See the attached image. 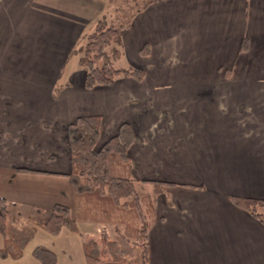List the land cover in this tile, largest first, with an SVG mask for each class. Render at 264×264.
<instances>
[{"label": "crops", "instance_id": "obj_1", "mask_svg": "<svg viewBox=\"0 0 264 264\" xmlns=\"http://www.w3.org/2000/svg\"><path fill=\"white\" fill-rule=\"evenodd\" d=\"M104 7L103 0H0V163L49 184L31 200L10 199L46 209L67 204L66 188L75 216L68 124L99 116L100 146L126 122L131 177L167 182L154 197L148 263L264 264V223L230 199H264V0L153 2L120 36L117 59L143 69L142 80L120 75L86 89L76 56L81 69L67 70L57 91ZM190 87L215 92L216 104L165 95ZM82 255L54 264H86L83 248ZM23 256L6 264H41Z\"/></svg>", "mask_w": 264, "mask_h": 264}, {"label": "trees", "instance_id": "obj_2", "mask_svg": "<svg viewBox=\"0 0 264 264\" xmlns=\"http://www.w3.org/2000/svg\"><path fill=\"white\" fill-rule=\"evenodd\" d=\"M160 0H141L137 11ZM129 23H106L104 18L98 19L91 31L86 33V44L80 54L79 64L85 69L84 87L91 89L97 86L112 84L120 76H129L137 81L144 77V70L128 67L117 68L108 59L97 66L101 57L111 56L117 59L118 48H113L107 55L111 42L119 38ZM247 39L244 37L240 49H246ZM142 53L147 52L143 46ZM101 129L99 116H79L67 126L68 145L71 154L70 178L75 196V216L67 204L56 202L46 209H36L32 219L33 227H39L47 233L58 236L63 229L71 232L78 230L77 221L95 223H114L123 226L126 237L137 242L140 253V264L148 263L147 235L150 221L154 214V197L161 192L167 182L160 180H134L131 177V158L128 149L133 142L131 127L128 123L120 124L116 134L98 146ZM18 170H25L19 168ZM138 184L152 185L150 189L139 190ZM232 203L249 212L254 218L264 223V213L258 211L264 205V199L250 197H231ZM6 217V200L0 197V233H4ZM31 233L18 238L4 239L0 247V258L17 259L23 255ZM86 264H130L124 249L117 240L107 241L110 258L102 260L98 244L94 240L82 245ZM32 256L41 264H54L56 253L44 246H36Z\"/></svg>", "mask_w": 264, "mask_h": 264}, {"label": "rangeland", "instance_id": "obj_3", "mask_svg": "<svg viewBox=\"0 0 264 264\" xmlns=\"http://www.w3.org/2000/svg\"><path fill=\"white\" fill-rule=\"evenodd\" d=\"M105 4L104 9V19L106 23H120L127 24L131 22L134 14L137 11L138 6L141 3V0H103ZM86 44V38H83L80 43L76 46L75 51L71 54L68 59L65 72L62 73V76L58 79L56 83L57 91L61 89V85L64 83L65 73L67 70L73 68V73L81 69V66H77V57L80 56ZM113 48H118L120 51V37L113 40L110 46L107 48V55L111 54ZM77 56V57H76ZM112 60L113 64L117 68H127L129 67V58L122 55L119 59H112L111 56L101 57L96 61L97 66L103 65L106 60ZM76 73V72H75ZM74 73V74H75ZM213 86V85H212ZM200 89V87H198ZM211 88V87H210ZM202 91V90H201ZM205 94L207 100H202V96ZM153 96L152 94H150ZM167 99H170V96L174 99H178L180 103L184 104H216L215 101V92L209 90L208 93H203L197 91V87H190L189 90L184 92H174L173 94H165ZM164 94H157L155 97H158V103L162 104ZM4 151V150H1ZM14 157V156H13ZM0 163V197L8 196L6 200V217H5V226L4 233H0V246L3 245L4 238H18L27 236L31 233V238L23 249L24 256L21 260H35L32 256L31 251L36 246H44L53 250L57 255V260H74L79 261L83 260L81 244L83 241L94 240L99 244V255L102 258H109V252L107 250V241L108 240H117L120 247L124 249L127 260L130 264H140L139 262V247L135 240L126 237L123 233V226L120 224L114 223H90V222H78V231L75 233L70 232L67 229H63L58 236H53L43 229L33 230L31 226L32 222L30 221L37 213L35 207L29 203L21 202L20 200H11L10 197H20L23 199H33L37 195V191L40 186H49L44 179L39 181L34 179L30 175H20L14 173L10 170L4 169ZM6 165V164H5ZM44 175V174H43ZM139 190H147L150 187L148 185L138 184ZM25 189V190H24ZM30 192H32L30 194ZM62 201H65L68 205L73 203L72 192L65 188V193L63 194ZM72 213H74L73 208ZM258 211L264 213V205L259 206ZM8 258H0V264H6Z\"/></svg>", "mask_w": 264, "mask_h": 264}]
</instances>
